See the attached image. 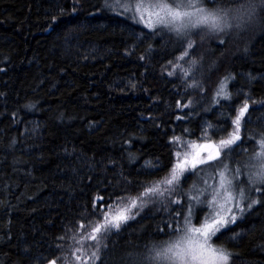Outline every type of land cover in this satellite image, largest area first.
<instances>
[{"label":"trees","instance_id":"trees-1","mask_svg":"<svg viewBox=\"0 0 264 264\" xmlns=\"http://www.w3.org/2000/svg\"><path fill=\"white\" fill-rule=\"evenodd\" d=\"M74 3L0 0V264H46L53 252L68 255L73 242L57 237L70 222L89 218L94 201L103 206L166 174L175 161L174 134L196 140L208 122L209 136L219 139L232 130L227 117L246 98L251 123L247 133L242 125V141L264 128L259 23L230 37L226 48L212 37L203 41L208 91L194 94L193 114L177 120L176 101L186 102L185 88L163 71L179 55L174 37L153 36L142 23L114 17L99 9L102 0ZM226 73L235 77L226 85L232 99L206 111ZM145 161L159 163L154 175ZM168 217L169 209L149 204L119 232L112 230L105 241L110 264H124L126 253L167 239L158 229ZM230 229L219 243L238 253L233 264H264V208Z\"/></svg>","mask_w":264,"mask_h":264},{"label":"snow or ice","instance_id":"snow-or-ice-1","mask_svg":"<svg viewBox=\"0 0 264 264\" xmlns=\"http://www.w3.org/2000/svg\"><path fill=\"white\" fill-rule=\"evenodd\" d=\"M79 3L80 0H75L73 7ZM99 9L117 18L142 23L153 36L167 33L174 37L179 55L169 60L163 71L183 81L186 102L176 101L181 110L177 120L193 114L199 102L191 98L194 94L202 97L208 91L203 79L206 71L201 52L203 41L212 37L217 47L226 48L230 37L239 36L258 23L264 27V0H102ZM216 68L214 63L207 70ZM233 79L231 73L222 76L206 111L232 99L226 85ZM253 79L249 77L250 81ZM249 107L246 98L235 114L227 117L232 130L219 139L209 136L213 125L208 122L201 127V136L196 140L174 134L169 143L174 147L175 161L166 174L141 183L135 194L126 190L125 195L117 194L103 206L94 201L89 218L70 222L71 227L57 237L59 241L73 242L69 254L53 252L52 258H46V264H58V261L59 264H110L112 256L105 241L112 230L119 232L122 224L135 219L149 204L157 203L169 209L165 228L158 229L167 239L126 253L124 264H233L238 253L219 243L226 235L225 230L232 231L230 225L238 218L258 207L264 208V128L251 131L243 141L241 136L242 125L246 133L249 131ZM184 131L189 137L192 135L187 128ZM212 135H216L215 131ZM249 141L253 142L251 150L246 147ZM159 167L158 162L144 164L149 175H154ZM63 248V244L56 245L58 250Z\"/></svg>","mask_w":264,"mask_h":264},{"label":"rangeland","instance_id":"rangeland-1","mask_svg":"<svg viewBox=\"0 0 264 264\" xmlns=\"http://www.w3.org/2000/svg\"><path fill=\"white\" fill-rule=\"evenodd\" d=\"M238 219H239V218H238ZM238 219H237V220H238ZM73 259H74V258H73Z\"/></svg>","mask_w":264,"mask_h":264}]
</instances>
